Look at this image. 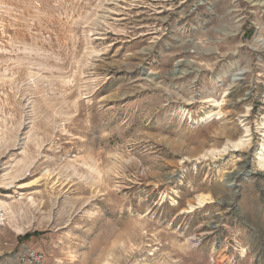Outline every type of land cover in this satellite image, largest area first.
Listing matches in <instances>:
<instances>
[{
	"label": "rangeland",
	"instance_id": "obj_1",
	"mask_svg": "<svg viewBox=\"0 0 264 264\" xmlns=\"http://www.w3.org/2000/svg\"><path fill=\"white\" fill-rule=\"evenodd\" d=\"M263 87L264 0H0V264H264Z\"/></svg>",
	"mask_w": 264,
	"mask_h": 264
},
{
	"label": "bare ground",
	"instance_id": "obj_2",
	"mask_svg": "<svg viewBox=\"0 0 264 264\" xmlns=\"http://www.w3.org/2000/svg\"><path fill=\"white\" fill-rule=\"evenodd\" d=\"M262 40V39H261ZM178 71H179V68H176L175 70H173V73L175 74V73H178ZM238 78H235L234 80H237ZM246 93H248V91L246 92ZM245 93V94H246ZM261 93H263L264 94V87L262 88V90H261ZM244 94V95H245ZM245 97H240V99H238V100H242V99H244ZM261 128H262V133H263V138H264V122H262V125H261ZM245 131H246V134L244 135V137H247V136H249V129L248 128H246L245 129ZM244 141V142H243ZM245 140H242L241 138L238 140V141H232V145H231V147H232V149H239L240 147H242L244 144H245ZM262 146V145H261ZM264 147V146H263ZM263 149V148H262ZM264 150V149H263ZM253 156L255 157V159H257V165H258V169L259 170H263L264 171V154H263V152H259V151H254L253 152ZM199 203H201V202H199ZM202 204V203H201ZM194 206H192V205H190V207L189 208H193ZM0 216H3V214H0ZM2 218V217H1ZM1 220V219H0ZM18 231L20 230L19 228L17 229Z\"/></svg>",
	"mask_w": 264,
	"mask_h": 264
},
{
	"label": "built area",
	"instance_id": "obj_3",
	"mask_svg": "<svg viewBox=\"0 0 264 264\" xmlns=\"http://www.w3.org/2000/svg\"><path fill=\"white\" fill-rule=\"evenodd\" d=\"M17 259L19 264H43L44 255L41 252L25 248L17 254Z\"/></svg>",
	"mask_w": 264,
	"mask_h": 264
}]
</instances>
